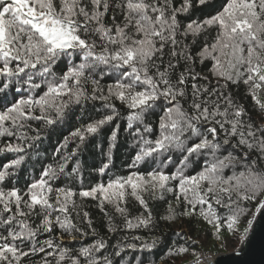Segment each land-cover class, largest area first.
<instances>
[{
  "label": "snow or ice",
  "instance_id": "1",
  "mask_svg": "<svg viewBox=\"0 0 264 264\" xmlns=\"http://www.w3.org/2000/svg\"><path fill=\"white\" fill-rule=\"evenodd\" d=\"M199 3L204 5L206 0H199ZM190 7L191 0H184L181 9L166 14L167 0L164 4H160L158 0H60L59 7L54 0H0V77L20 78L23 74L27 77L24 83L30 89H39L41 84L35 82V77L39 76L47 86V90L38 98L29 96L27 99H20L6 111L0 112V136L14 134L4 126L6 121L20 128L24 127L22 121L29 119L44 121L47 125L55 124L71 103L78 104L81 99L89 98L84 87L89 81L93 85L92 99H96V93H100V99L115 97L126 102L130 109L138 110L129 116L130 121L140 120L142 114L153 108L157 101H167L170 106L164 109V114L159 118V136L154 140L141 137L142 144L134 163L175 149L185 153L181 160L182 167L172 175L157 170L150 172L147 178H118L107 185L101 183L82 190L79 195L98 199L102 210L107 203L124 214L126 209L121 205L126 202L128 195L147 209L142 193L149 192L154 195L160 190V198H163L165 191H173L167 186L169 181H178L176 199L180 201L182 198L185 204L181 215L203 217L212 225L214 235L219 238L218 234L223 228L229 232L238 231V225L251 211L249 205L255 204L254 217L264 213V114L258 117L260 123L252 121L246 124L242 120L244 109L234 106L227 98L228 107L223 111L218 105L210 109L208 102L200 99L201 91L207 92L208 89L201 90L196 85H193L191 111H186L181 105L180 99L185 96V72L193 80L197 77L191 68L175 76L180 59L191 60L182 48L177 50V32L180 25L176 12H186ZM110 8L122 13V23H115V16L112 17L111 27L105 23L104 17ZM205 25H216L218 32L215 41L200 52L201 62L204 58L211 57L215 61V74L219 77L235 82L232 72L228 71L235 70L236 77L247 76L244 83L251 84L253 90L261 88L264 85V56L261 55L264 53V0H225L216 15L203 23H189L183 34L191 33L196 36ZM93 37H99V45ZM169 45V60L164 65L165 49ZM75 54L81 55V62L69 67L57 78L52 72L53 66L62 57ZM13 62L15 67L12 66ZM241 68L243 72L240 71ZM112 74L117 79L108 86V95L104 96L100 79ZM49 76L52 77L51 80L48 79ZM3 87L7 88L8 84L5 83ZM253 99L259 105L261 113H264V103L259 101L255 92ZM37 109L39 115L35 114ZM113 118V115H107L89 124L85 131L89 134L96 133ZM251 119L250 117V121ZM201 122L218 125L220 131L225 132L223 141L218 139L216 126L209 127L206 135L202 133L198 127ZM226 124L230 126L228 130L225 129ZM144 131L150 132L151 128L145 127ZM73 136L79 137L81 142L85 139L79 130ZM193 136L196 141L189 145L188 142ZM232 137H238L236 148L246 150L239 155L233 152L222 154L223 146L228 145ZM112 139H116L115 133ZM7 150L22 152L24 149L19 145H8ZM3 151L0 148V152ZM204 152L208 153V160L203 169L195 175H185L184 169L189 166L190 157ZM253 152L256 153L255 158L252 157ZM22 159L23 157L12 161L6 168L19 165ZM108 167V164H104L99 169L100 173H104ZM226 169H231V175L226 174ZM64 171V164L56 168L51 165L45 168L41 178L33 182L24 193L27 199L17 189L7 192L0 189L3 212H13L12 205H15L14 216L0 219V225L11 229L7 236H0V240L4 241L0 243V264H20L22 257L29 256L30 252L21 250L14 242L34 238L39 228L33 229L21 219L17 231L13 222L16 217H27L38 207L43 216L42 227L46 231H52V213L58 212L64 215L63 218L57 215L55 223L69 236L73 232L84 234L70 218L71 211L76 208L75 201L71 199L75 193L71 189L54 190L49 183ZM8 175V171H0V181ZM129 188L131 192L128 191ZM53 191L56 192L54 202ZM22 204L28 212L22 210ZM214 206L226 210L223 217L217 214ZM168 212L165 219H176L171 205ZM83 216L87 218L88 213L84 212ZM150 220L149 212L147 218H137L136 226L147 225ZM252 223L253 219L247 220L245 233L250 230ZM87 226L92 227L90 220ZM126 226L132 228V221L126 219ZM9 238L13 243L8 242ZM45 244L49 249H59L56 264H61L66 259L70 260V264H81V257L85 264H100L94 253L105 247L101 240L81 248L76 255H69V249L59 248L52 240ZM128 247L134 249L136 245L131 244ZM144 247L151 248L152 245ZM190 248L191 245L179 246L169 251L173 258L180 259L189 254ZM38 251L45 253V247H40ZM120 251L116 255H120ZM36 252L37 249L33 247L31 253ZM46 255L52 256L54 253L48 252ZM192 256L194 259L187 264H202L201 254L192 252ZM103 260L104 264H112L107 257ZM43 264L50 262L44 259Z\"/></svg>",
  "mask_w": 264,
  "mask_h": 264
},
{
  "label": "trees",
  "instance_id": "2",
  "mask_svg": "<svg viewBox=\"0 0 264 264\" xmlns=\"http://www.w3.org/2000/svg\"><path fill=\"white\" fill-rule=\"evenodd\" d=\"M60 0H54V3L59 7ZM87 2V0H85ZM160 4H164L165 0H158ZM225 0H206L204 5L199 3V0H191V7L188 11H177L176 17L180 25L177 32L178 46L177 50L183 49L185 55L190 56L191 60L180 59L175 70V76L181 72L191 68L196 75V79H191L186 75V83L183 85L185 96L180 99L186 111H191L193 101L192 93L193 85L199 89H208L207 92L201 91L200 99L208 102V107L211 109L214 105H218L223 111L228 107L226 98L230 99L234 106H239L244 109L242 120L247 124L255 121L260 123L258 117L261 113L259 105L253 99V92L261 103H264V85L259 89L253 90L251 84H245L246 75L236 77L235 70L229 69L233 74L235 82L225 80L215 74V61L211 57H206L201 62L200 52L206 45H211L216 38L218 28L216 25H205L198 35L193 36L191 33L184 35V31L189 23H203V21L216 15L221 10ZM184 6V0H167V12L170 14L173 10H179ZM114 8V6H113ZM110 8L109 12L104 17V21L108 26H112L115 16V23L123 22V15L119 10ZM96 39L97 44H100L99 37ZM171 45L165 49L164 65L168 63L169 51ZM99 50V49H97ZM264 56V53L261 54ZM81 62V55L75 54L71 57L64 56L57 61L53 66L52 72L57 78L63 75L69 67L77 65ZM175 62V61H174ZM15 67V62L12 64ZM34 71V70H33ZM243 72V68L240 69ZM94 78L100 79L98 76ZM26 76L20 78L0 77V112L6 111L13 103L20 99H27L29 96L38 98L47 90L46 84L39 76L35 77V82L40 83L39 89H30L25 83ZM52 79L51 76L48 77ZM117 76L115 74L105 75L100 79V88L103 89V95L107 96L109 85L115 83ZM7 83L8 87L3 85ZM175 83V77H173ZM88 99H81L80 103H71L65 110L62 117L57 119L53 125H47L44 121L26 120L22 121L24 127L13 126L10 121H6L4 126L12 131L13 135L7 133L0 136V148L4 151L0 152V171H8L9 175L3 181H0V189L7 192L12 189H17L22 196L27 192L28 187L35 181L39 180L45 168L51 165L56 168L60 164L65 165V171L59 173L55 180H50L52 188L71 189L75 195L71 198L75 201V211H71L70 218L84 234L73 232L69 236L63 229L55 223V217L62 213L53 212V227L52 231H46L42 227L43 216L40 214L39 207L35 212L27 217H16L13 222V227L19 230V220H25L28 225L33 228H39L36 236L32 239H25L23 242L17 240L14 243L21 250L30 252L29 256L22 257L20 264H43V260L47 259L50 264H56L58 259L57 248H47L45 242L52 240L54 245L59 248L69 249V255H76L83 247H89L98 241H103L105 247L94 255L100 260V264H104V257L111 260L112 264H187L188 261L194 259L192 252L201 254H220L225 252L231 241H238V238L245 237V228L247 220L253 219L255 212V204L248 207L251 211L244 220L238 225V231L229 232L223 228L220 233L214 235V228L208 224L203 217L199 215L185 217L181 213L185 210L183 199L177 201L178 181H169L168 187L173 191L163 193V198H160V190H157L153 195L149 192L142 193L143 199L147 203V209L140 205L139 202L131 195L127 196L126 202L121 206L126 209L124 214L116 211L114 205L105 204L103 210L98 199L84 198L79 195L80 191L96 186L97 184L107 185L109 182L118 178H127L129 176L148 177V174L153 171H163L167 175H172L182 167L181 160L183 153L181 150H171L162 155H154L146 158L139 163H134L136 154L140 151L142 144L141 137L144 139H156L159 136V118L164 114V109L170 105L167 101H157L156 105L146 110L142 114L140 120H129V116L135 111L127 106L126 102H121L115 97L108 99H100V93H96L97 98L92 99L93 85L89 81L84 85ZM111 105L112 107H109ZM232 109H229L231 112ZM39 115L37 109L35 112ZM107 115H113L112 121L102 125L96 133L89 134L85 131L89 124L95 123L103 119ZM54 116V113H53ZM250 117L252 118L250 121ZM231 118V117H229ZM220 119V117H217ZM131 124V127H129ZM216 126L218 129V139L222 142L225 138V132L220 131L218 125L201 122L198 127L201 132L207 134L209 127ZM145 127H150V132H145ZM229 125H225L228 130ZM81 131L85 139L80 141L79 137L73 136V133ZM113 133L116 134V139L113 140ZM36 137H39L38 139ZM209 139L211 137L209 136ZM238 137H232L228 145L222 148V154L227 155L233 152L239 155L246 149L236 148ZM196 141V137L188 142L189 145ZM16 147L19 145L24 150L22 152L8 151L7 146ZM74 153V154H73ZM23 157L19 165L7 167L11 162ZM170 157V160L168 159ZM252 157H256V153H252ZM208 160V153L195 154L190 157V164L184 169L185 175H195L203 169ZM104 164L109 167L104 173H100L99 169ZM77 169V172L73 170ZM240 170L239 168L237 169ZM226 174L231 175V169H226ZM71 174V175H70ZM131 192V189H128ZM56 197V192L53 191V202ZM24 199H27L24 196ZM175 210L176 219H165L169 215V206ZM13 212H3V206L0 205V219H5L15 215V205H12ZM206 207V206H205ZM217 214L224 216L225 209L214 206ZM23 211L28 212V209L22 204ZM69 208H72L71 203ZM87 212L88 217L84 218L83 213ZM151 213V220L147 225L136 226L137 218H147L148 213ZM79 213V215H77ZM126 219L133 223L132 228L126 226ZM91 221L92 227L89 228L88 221ZM114 229V230H110ZM7 226L0 225V236H7ZM73 236L75 237L73 239ZM155 241V243H154ZM0 240V243H3ZM9 243H13L11 238ZM134 244L136 247L129 248L128 245ZM152 245L151 248L144 247ZM191 245L189 254L175 259L169 249H174L179 246ZM45 247V253H40L38 249ZM35 247L37 252L31 253V249ZM123 249V251H120ZM120 251V255L116 252ZM231 251V250H230ZM48 252H53L54 255H46ZM81 264H85L84 258L81 257ZM61 264H70V260L62 261Z\"/></svg>",
  "mask_w": 264,
  "mask_h": 264
},
{
  "label": "water",
  "instance_id": "3",
  "mask_svg": "<svg viewBox=\"0 0 264 264\" xmlns=\"http://www.w3.org/2000/svg\"><path fill=\"white\" fill-rule=\"evenodd\" d=\"M203 264H264V213L255 216L238 250L221 253Z\"/></svg>",
  "mask_w": 264,
  "mask_h": 264
},
{
  "label": "rangeland",
  "instance_id": "4",
  "mask_svg": "<svg viewBox=\"0 0 264 264\" xmlns=\"http://www.w3.org/2000/svg\"><path fill=\"white\" fill-rule=\"evenodd\" d=\"M244 238L245 237H240V238H238V241H231L228 245H229V247H228V249L229 250H227V251H225V252H233V251H236V250H238L239 248H240V246H241V244L243 243V241H244ZM231 250V251H230ZM217 254H213V255H210V254H204L203 253V256L201 257V261L203 262V263H205L206 262V257H215Z\"/></svg>",
  "mask_w": 264,
  "mask_h": 264
},
{
  "label": "clouds",
  "instance_id": "5",
  "mask_svg": "<svg viewBox=\"0 0 264 264\" xmlns=\"http://www.w3.org/2000/svg\"><path fill=\"white\" fill-rule=\"evenodd\" d=\"M245 236H246V235H245ZM220 254H221V253H220ZM217 255H219V254H217ZM217 255H216V256H217ZM213 258H214V257H206V262L209 261V260H212Z\"/></svg>",
  "mask_w": 264,
  "mask_h": 264
},
{
  "label": "bare ground",
  "instance_id": "6",
  "mask_svg": "<svg viewBox=\"0 0 264 264\" xmlns=\"http://www.w3.org/2000/svg\"><path fill=\"white\" fill-rule=\"evenodd\" d=\"M202 264H203V262H202Z\"/></svg>",
  "mask_w": 264,
  "mask_h": 264
}]
</instances>
